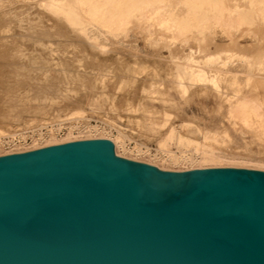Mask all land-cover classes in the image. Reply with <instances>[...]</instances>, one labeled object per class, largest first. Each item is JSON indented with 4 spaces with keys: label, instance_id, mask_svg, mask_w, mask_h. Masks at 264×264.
<instances>
[{
    "label": "water",
    "instance_id": "95a60500",
    "mask_svg": "<svg viewBox=\"0 0 264 264\" xmlns=\"http://www.w3.org/2000/svg\"><path fill=\"white\" fill-rule=\"evenodd\" d=\"M0 264H264V172L162 171L104 139L0 157Z\"/></svg>",
    "mask_w": 264,
    "mask_h": 264
},
{
    "label": "bare ground",
    "instance_id": "6f19581e",
    "mask_svg": "<svg viewBox=\"0 0 264 264\" xmlns=\"http://www.w3.org/2000/svg\"><path fill=\"white\" fill-rule=\"evenodd\" d=\"M76 1L79 5V8H84L89 23H97L102 27L110 29V31H121L126 29L127 25L132 19L141 22L138 28L139 30L137 31H139V33H141L145 37V45L146 47H149L150 50H153V53H142L143 55H140L132 53V51H130L128 55H130L129 57L135 59L133 64L135 67H132L128 63V65H122V67L120 66V68H117V70H115L116 73L115 71H108V66L105 63L96 66L92 64V69L106 72L102 76V73H100L99 77L101 76V79L95 77L96 74L92 73L87 78L85 77L84 80L83 76H85L86 74L82 75L79 73H72L70 70H73V68L69 71V68H62L59 70V76L63 84H76L77 88L83 87L84 89V87H87L88 89L90 88L94 92H98L97 90L102 88L105 89V87L108 85H117L118 92L113 95H109L105 91L104 96L102 97V95H97V93L93 92L94 95H96L95 97H93L89 105H91L93 108L96 107L97 109H101V106L103 104L105 106L109 105L113 109V111L118 112L119 115L120 113L122 115V112H125V114L128 113L130 118H128L130 120L128 123L131 122L135 127L147 134L158 133L159 130H162L161 128H163V126H161L156 119L157 112L150 108L147 104H145L144 100L147 97H153L157 95L161 98H158L156 96L157 98L153 99H160L163 102H170L171 104H175L180 100H184V102L186 103V95H189L192 99L193 97L198 96V92H202L206 95L218 94L221 96V86L218 82V76L215 74L211 75L210 72L205 69V65L210 66L211 64L231 63L237 64L240 68H242L245 64H251L252 62H254V60H256V56L258 53L257 51L261 47V45L256 42V39L254 37V30L252 27L257 23L264 22V0H249L250 6H245L244 8L241 6H239V8L235 4L226 6L223 4L225 0H179L180 4L184 5L186 8L185 12L182 14L177 13L174 10V0ZM0 2L3 3L2 0ZM5 2L6 4L3 3V5L5 4V6H11V4L15 5L23 3V0H5ZM72 2L71 0H40L38 3L39 6L45 10V12L47 11L55 16L60 17L63 22H65L67 25L65 27L75 30L76 26H82V24L87 23L88 21L84 17H82V15L76 13L71 9L70 5ZM35 22L37 24H40L39 18L38 20L36 19ZM156 27H159L161 30H163V33L156 34L154 32V28ZM38 29L39 30L36 31L40 33L34 34L35 36L31 34L29 35L26 32V34L23 33V35L21 34L19 36H22L23 41L25 40V38L29 39L30 41L32 40L31 42H34L35 45L37 44L40 48L45 49L44 52H47L46 50H48L49 56L52 55L54 52H58V50H60L61 52L62 50H64V52H67V48L73 45L72 43H70V41L67 43V38H65L66 43H60V45L65 43L64 45H62V48L61 46H55V44H58V37H66V34L63 33V31H43L42 29H44V27L42 26H39ZM168 33L170 34L168 35ZM248 39L250 40V42L246 44L244 41ZM204 41L206 42L204 43ZM45 42L48 43V45ZM24 43L26 44L27 41ZM93 43L95 44V42ZM89 44L91 48H95L96 46L98 47V45L95 46L94 44H92V42ZM3 46L6 47V45ZM20 46L22 47V44ZM129 46H132V43H130ZM12 47L13 46H11V48ZM8 49V51L11 50L10 48ZM15 49L17 48L15 47ZM113 49H111V52L114 51L115 54H117L118 56V59L116 61L121 62L120 60L127 57V53H125L124 50H121L122 47H114ZM162 49L169 50L170 53L167 58H165V56L160 53ZM125 50L127 51L126 48ZM9 54H6V56ZM10 56L12 57V59H14L13 55ZM10 56L8 57L9 63L7 62L6 66H10L12 68L13 76L10 77V79H6L4 77L6 81L8 80V82H4V85L2 83V85L4 86V90L2 91L4 92L3 102L1 100L2 98L0 99V101L3 103L2 107L7 108L6 110L0 107V157L12 154L31 152L42 148L62 145L71 142L102 139L110 140L114 144L116 155L122 156V158L123 156L125 157V155H121L120 152L117 150V148L119 147V139H114L113 137L109 136V134L105 133V131L95 134H84V136L74 135V133L71 131L64 138H57L52 135L50 139H44L43 142L38 141L33 136H26L23 134L15 133L16 129L12 130L13 123L21 124L24 121L22 112L17 110V107H19L21 104L26 103L28 100L27 98H22L24 94L22 95V97L17 95V92L20 89L21 85H25L28 82L26 80L27 77L25 78V75H27V72H31V74L33 73V75L36 72L35 76H37V72H39L38 74H41L40 71L44 68H47L48 66H45V64H43L45 62H41V64H37L38 62L31 63L28 58H25L28 59L31 65L29 71H27V69H25L26 65H23L22 63H20L22 65L16 68L15 65L18 64H15L13 62L14 60L10 61ZM3 57L5 58L4 54ZM3 57L1 56V61L3 60ZM129 59H127L126 61H128ZM5 61L6 60H4V62ZM16 61L17 60L15 57V62ZM34 61L37 60L34 59ZM11 62H13L14 64ZM1 64L0 67H3L1 66ZM130 71L131 74L129 73ZM225 74L231 77V80H229L231 82V85L239 87L235 92L234 100H226L227 106L226 110H224L225 118L229 119L236 131L241 132L242 134H251L253 138L260 141L264 140V107H262L258 103L260 98L257 101L256 99L252 98V95L250 93H240L241 86L243 84L242 82L245 78L244 72L236 71L235 73H230L229 71H226ZM147 76H151V78L149 79V77ZM4 78L2 79V82L4 81ZM32 78L33 77H30V79H28L35 81L36 78ZM38 79L40 80V78ZM10 81L15 82V84L12 85V82L10 83ZM45 81L46 80H44V82H35L37 83V88L36 84L33 82L35 84L34 88H36L34 89L35 91L33 92V94H25L30 96V101H33L38 104V109H36L37 105H35L34 108V104L29 105L27 103V105H29V107L32 108L34 111L36 109L37 113L38 111H41V109H43L44 107L52 106L54 100L58 99L56 98L57 95L55 96L56 90L54 89L53 84H50L52 82L50 81L48 83L46 81L47 83H45ZM137 81H141V91L139 92L140 94L134 95L136 92L133 94V90L130 91V88H132ZM55 88H59V86ZM163 88L166 89L165 92L161 91ZM124 90L128 91H126V93L124 92L125 94H121V92H123ZM1 93L0 95H2ZM72 97L73 99H77V97H84V95L78 93L77 91L73 92ZM75 103H77V100L75 101ZM64 105L65 103L62 105V107ZM86 105L88 104L86 103ZM83 110L79 108L69 111L67 113L64 112V116L71 118L80 117L81 115H83ZM60 117L61 115L58 117V119ZM237 119H239V121ZM39 121H35V123L32 120H29L25 121L24 123L27 126L31 123H34L31 124V126H39ZM244 128L248 130V132H246ZM141 131H139V133ZM212 134V137L211 135L208 136L205 134V141L200 151L199 159L196 160L195 164L191 165V168L193 170L190 171H194L196 169L203 170L208 168L211 169L228 167L255 169L262 170L264 172V156H260L256 159H253L247 156L246 154H241L240 152L234 155H226L224 153H221L216 145L211 144L208 141L210 140V138H213L215 141L218 142L219 136L220 138L225 140L231 135L227 131L224 135H221L222 133L219 130H214ZM163 145L164 142L162 143V147ZM139 152L141 153L142 151ZM145 164L156 167V164L154 163L145 162ZM161 166H159L160 170L168 171L165 165ZM196 166L197 168L194 169Z\"/></svg>",
    "mask_w": 264,
    "mask_h": 264
},
{
    "label": "rangeland",
    "instance_id": "374dc122",
    "mask_svg": "<svg viewBox=\"0 0 264 264\" xmlns=\"http://www.w3.org/2000/svg\"><path fill=\"white\" fill-rule=\"evenodd\" d=\"M2 1L3 3L6 4L5 0ZM39 1L40 0H23V3L15 4L16 6L14 4L13 5L11 4V6L10 5L5 6V4L3 5V3L0 2V11H1L0 12V58L1 56L3 57V54L5 56V58L4 57L2 58L3 59L2 61L0 59V64L1 62L2 64H5V65L1 64V66L3 67H0L1 70L0 93L4 90L3 88L4 82L6 83L8 82V80L6 81V79H10V77L13 76L12 68L10 66H6L7 65L6 63L7 62L9 63L8 57L10 55L14 56V59H12V57L10 56L11 57V59L9 58L10 61L14 60L13 62L15 64H18L15 65L16 68L22 64L23 65L25 64L26 65L25 69L29 71L31 66L30 62L31 63L38 62L37 64H41V62L42 63L45 62L43 64H45V66H48L47 68H44L40 71L41 74H38L39 72H37V76H35L36 72L34 73V75L33 73L31 74V72L30 73L27 72L26 73L27 75H25V78L27 77L26 80L28 81L27 84L25 85L19 84L21 85L20 89H24V90L19 89L17 95L22 97V95L24 94L22 98H27L28 100L26 103L21 104L19 107H17L18 108L17 110L22 112L24 121L21 124L13 123L12 130L16 129L18 131L17 132L15 130V133L23 134L26 136H33L38 141L43 142L44 139H50L52 135L57 138H64L71 131L74 133V135L77 136L78 135L84 136V134H89V133L95 134L105 131V133L109 134V136L113 137L114 139H119V147L117 148V150L120 152L121 155H125V157L123 156V158H127L130 160L135 159L136 161H141L142 163L145 162L154 163L156 164L155 166L159 170H160L159 166L165 165L166 168L168 169V172H176V173H182L193 170L191 168V165L195 164L196 160L199 159V154L202 149L203 143L205 141L204 139L205 136L211 135L212 137L213 135L212 133L214 132V130H219L222 133L221 135H224L226 131L229 132V134L231 135L225 140L220 138L219 136L218 142L215 141L213 138H210V140L208 141L209 143L216 145L221 153H224L226 155H234L240 152L241 154H246L247 156L253 159H256L260 156H264V140L260 141L253 138L251 134H247V133L242 134L241 132L236 131L234 126H232L231 122L229 121V119L225 118V111H224L226 110V106H227L226 100L228 99L234 100L235 92L239 88L234 85H231V82L229 81L231 80L230 79L231 77L225 74L226 71H229L230 73H235L236 71L244 72L245 78L242 82L243 84L241 86L240 93L243 94L250 93L252 95V98L256 99L257 101L260 98L261 100L259 99L258 103L262 107H264L263 105L264 103V22L257 23L252 27L254 30V37L256 39V42H258L259 45H261L260 49H258L257 51L258 53L256 56V60H254V62H252L251 64H245L242 68H240L239 65L237 64H231V63H227V64L218 63V64H211L210 66L205 65V69L208 72H210L211 75L215 74L218 76V82L219 85L221 86L220 88L221 96L218 94L206 95L203 94L202 92H198L197 93L198 96H195L192 99L189 95H186L185 100H187V102L185 103L184 100H180L177 102L178 104L177 103L171 104L170 102H163L160 99H153V98H157L158 97L157 95H156L157 97L156 96L147 97L144 100L145 104H147L150 108H152L157 112L156 119L158 123L161 126H163V128H161L162 130H159L158 133H148L149 134L148 135L147 133H144L143 131L135 127L131 122L128 123L130 121L128 113L125 114V112L124 113L122 112V115L121 113L119 115V113L116 111L114 112L109 105L105 106L103 104L101 106V109H97L96 107L93 108L91 105H89L93 97H95L96 95V94L94 95V93H97V95H102L103 97L106 91V93H108L109 95H113L116 92H118L117 85L115 86L108 85L105 87L106 90L102 88L97 90L98 92H94L90 88L88 89L87 87H84V89L86 88L85 90L83 89V87L77 88L76 84L64 85L59 76L60 69L69 68L68 69L69 71L70 69L73 68L74 71L70 70L72 73H79L82 75L86 74L85 76H83L84 80L85 77L87 78L92 73L96 74L95 77L101 79L102 78L101 76L106 72L92 69L93 68L92 64L96 66L105 63L108 66L107 67L108 71L109 70L115 71L117 70V68H120V66L122 67V65H128V63L132 67H135L133 65L135 59L129 57L130 55H128L130 51H132V53H136L140 55L142 53L143 54L153 53V50H150L149 47H146L145 37L141 33H139V31H137L139 30L138 28L141 22L132 19L130 23L127 25L126 29L121 31H112V30L110 31V29L102 27L97 23L90 22L92 24L91 25L88 21L87 15L85 14L84 8H79L77 1L71 0V2L73 1L70 5L71 9L76 13L82 15V17H84L88 21L87 23L82 24V26H76L75 30H73L71 28L65 27L67 25L65 22H63V20L60 17L55 16L50 12L47 11L45 12V10L39 6L38 3ZM223 4L226 6L235 4L238 7L241 6L243 8L245 6L248 7L250 6L249 0H225ZM173 7L174 10L180 14L184 13L186 10L185 6L180 4L179 0H174ZM38 18L40 20V24H37L35 22V20L36 19L38 20ZM39 26L44 27V29H42L43 31H52V32L63 31V33L66 34V37H62V38L58 37L59 39L58 44H55V46L57 47L61 46L62 48V45L66 43L65 38H67V43L70 41V43H72L73 45L67 48L66 50L67 52H64V50L60 48L62 52L58 50V52L56 53L54 52L52 55L49 56L48 50H46L47 52H44L45 49L40 48L37 44L35 45L34 42H31L32 40L30 41L29 39L25 38V40L23 41L22 36H19L21 34L23 35V33L25 32L29 35L39 34L40 32L36 31L39 30L38 29ZM68 30L70 31V33ZM154 32L156 34L158 33L160 34L163 33V30H161L159 27H156L154 28ZM169 34L170 33H168V35ZM26 41L27 43L25 44L24 42ZM61 42H65V43L60 45ZM91 42L92 44H94L93 42H95L94 45L95 46L98 45V47L96 46L95 48H91L89 44ZM205 42L206 41H204V43ZM244 42L248 44L250 40L248 39ZM18 43L20 45L22 44V47L23 46L26 47L22 48ZM130 43H132L133 48L132 46H129ZM46 44L48 45V43ZM3 45H6V47ZM11 46H13L14 48L12 47L13 48L12 49ZM101 46L104 48H102ZM7 47L10 48L11 50L8 51L9 49ZM15 47L17 49H15ZM114 47H122L121 50H124L125 53H127L126 56L129 57L130 59L125 57L122 60H120L121 62L116 61L118 59L117 54H115L114 51L111 52L112 51L111 49H113ZM6 48H7V52H9L10 54L6 52ZM125 48L127 49V51L125 50ZM19 51L20 52L23 51L24 54L23 52L20 53ZM160 53L164 55L165 58H167L170 52L167 49H162ZM6 54L9 55L6 56ZM25 55L28 57H26ZM15 57L17 60L16 62H15ZM25 58H28L30 62L28 61V59ZM34 59L37 61H34ZM127 59L129 60L126 61ZM4 60L6 61L4 62ZM100 73L102 74L99 77ZM129 73L131 74V71ZM2 77L6 78V79L4 78L3 82H2L3 79ZM30 77H33L34 79L36 78L35 81L29 80ZM147 77H149V79L151 78V76H147ZM38 78H40V80ZM48 78L49 79L52 78L53 80L52 79L49 80ZM44 80H46L48 83L50 81L52 82L50 84H53L54 89L56 90L55 96L57 95L56 98H58L59 100L58 99L54 100L52 106L44 107L43 109H41V111H38L37 113L36 109H38V104H36L33 101H30L29 99L30 96L25 94H30V93L33 94V92L35 91L34 89L37 88V83L35 82H39V81L44 82ZM46 81L45 83H47ZM11 82L12 81H10V83ZM33 82L36 84V88H34L35 84ZM11 84L13 85L15 84V82H12ZM140 85H141V81H137L136 84H134L133 87L130 88V91L133 90L132 91L133 94L136 92L134 95L140 94L139 93L141 91ZM57 86H59V88H55ZM77 91L78 93L84 95V97H77V99L75 98L73 99L72 97L73 92H77ZM126 91L124 90L123 92H121V94L124 92L126 93ZM161 91L165 92L166 89L163 88ZM60 92L63 96L60 94ZM1 94L2 95H0V99L2 98L1 100L3 102L4 92H2ZM76 100L77 103H75ZM2 102L0 101V103L2 104V105L0 104V107L3 106ZM29 102L32 103L30 104ZM27 103L29 105L34 104L33 106L34 108L35 105H37L35 111L32 108H30L29 105H27ZM64 103L65 105L62 107ZM86 103L88 105H86ZM79 108L82 110L84 109L83 115H81L80 117L71 118L64 116V112L67 113L69 111ZM3 109L7 110V108H3ZM60 115H61L60 117L61 119L60 118L58 119ZM29 120H32L33 122L40 120L41 122L39 121L38 124L39 126H31V124L34 123H31L30 125L27 126L24 122ZM237 120L239 121V119ZM139 131L141 132L139 133ZM245 131L248 132V130L246 129ZM163 142L164 145L162 147ZM139 151L142 152L140 153ZM196 168L197 166L194 169ZM239 169H246V168H239ZM249 170H255V169H249Z\"/></svg>",
    "mask_w": 264,
    "mask_h": 264
}]
</instances>
